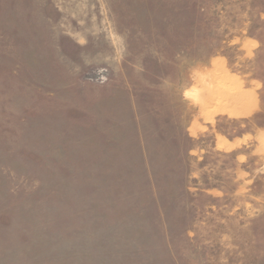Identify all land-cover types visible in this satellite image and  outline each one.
<instances>
[{
  "label": "rangeland",
  "instance_id": "1",
  "mask_svg": "<svg viewBox=\"0 0 264 264\" xmlns=\"http://www.w3.org/2000/svg\"><path fill=\"white\" fill-rule=\"evenodd\" d=\"M0 264H264V0H0Z\"/></svg>",
  "mask_w": 264,
  "mask_h": 264
}]
</instances>
